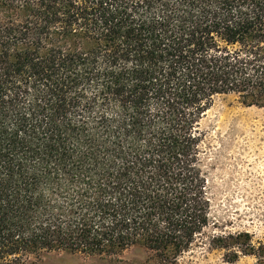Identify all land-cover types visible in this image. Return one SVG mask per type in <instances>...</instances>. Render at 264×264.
I'll use <instances>...</instances> for the list:
<instances>
[{"label": "trees", "instance_id": "obj_1", "mask_svg": "<svg viewBox=\"0 0 264 264\" xmlns=\"http://www.w3.org/2000/svg\"><path fill=\"white\" fill-rule=\"evenodd\" d=\"M264 106V0H0V264H175L209 225L201 120ZM264 264V241L212 234Z\"/></svg>", "mask_w": 264, "mask_h": 264}, {"label": "rangeland", "instance_id": "obj_2", "mask_svg": "<svg viewBox=\"0 0 264 264\" xmlns=\"http://www.w3.org/2000/svg\"><path fill=\"white\" fill-rule=\"evenodd\" d=\"M200 127L210 222L197 243L175 264H257L252 255L226 261L225 251L210 247L208 237L248 232L254 244L264 241V106H246L233 94L220 95ZM32 260V264H158L155 254L141 246L118 257L50 251Z\"/></svg>", "mask_w": 264, "mask_h": 264}, {"label": "bare ground", "instance_id": "obj_3", "mask_svg": "<svg viewBox=\"0 0 264 264\" xmlns=\"http://www.w3.org/2000/svg\"><path fill=\"white\" fill-rule=\"evenodd\" d=\"M234 118V117H233ZM239 120V119H238ZM229 126V125H228Z\"/></svg>", "mask_w": 264, "mask_h": 264}]
</instances>
